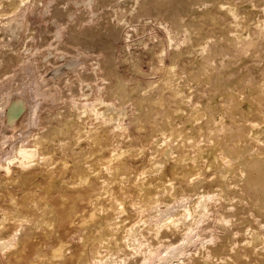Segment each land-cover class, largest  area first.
<instances>
[{"label": "bare ground", "instance_id": "obj_1", "mask_svg": "<svg viewBox=\"0 0 264 264\" xmlns=\"http://www.w3.org/2000/svg\"><path fill=\"white\" fill-rule=\"evenodd\" d=\"M27 1H30L29 3L34 6L39 3V0H0V25L6 23V19L3 20L1 16L13 10L16 11ZM186 1L189 0H142L139 8L135 10L136 12L132 14L131 18L136 21L142 14H163L166 18L171 19V24L175 27L183 28L184 31L192 34L196 30L202 29L205 18L211 19L212 15L202 12L184 22L182 20V9ZM191 1L193 3L191 5L197 4L196 6H199L200 3L203 4L202 2L206 4L205 1H209L210 4L212 2L213 5L215 3V0ZM218 1L216 0V2ZM230 4L226 8L220 6L217 10L224 12L225 15L230 13V16H236L235 3L232 5V2H230ZM191 5L189 4V6ZM57 10L66 12L62 7H58ZM107 13L106 11L104 23L100 21V25L97 23L98 26L95 25L96 27H91L82 34L76 31L75 24L70 25L65 21L68 27L69 41L75 40L81 43L84 48L105 46L104 52L107 58L101 64V69L109 83L106 88L109 89L108 92L112 90L113 93L118 95L133 91L137 92L132 97L134 104H136L135 111L132 115L129 114L134 126H138L140 124L138 119L141 116L145 115V121H147L155 115L154 106L148 101L147 94L144 91L148 88L154 89L155 83L158 81L139 79V75L148 77L152 74L149 72L148 74L144 73L139 69L140 59L138 56L141 55L138 54L140 52L136 54L130 48L127 50L128 47L126 49V46L119 48L115 45V42L122 37V30L125 25L122 7H116L114 11ZM82 15L80 14L79 17H83ZM113 19L115 22L112 21ZM2 48V51H0V77L10 73L11 70L13 71L11 67L19 60L16 56L18 49H15L14 52L11 49H6V47H4L5 50ZM182 49L174 51L178 54L182 52ZM148 50L152 54L155 52L153 48ZM18 57L20 58L19 54ZM123 61L128 63V68H125L138 76L135 74L136 77L129 78L128 75L126 77L123 73L121 74L118 64ZM208 62L203 63V73L199 79H203L206 74L212 76L214 74L216 82H225V79L221 76L224 74L221 71L222 69L213 70ZM241 67L243 66L241 65ZM22 77L21 79L18 78L19 81L14 82L15 85L11 86L9 90L6 84L7 88L3 87L4 89L0 90V111L12 91L19 89L24 83L23 78H26V75ZM192 78L195 79L196 77ZM228 83L230 85V82ZM121 102L120 99L119 103ZM22 109L23 111L21 109L19 111L21 113L19 121L22 124L19 131L21 132L12 137V148L10 144L12 152H8L10 156L4 157L3 160L0 157V181L5 182L6 186L23 184L26 183L29 175L38 171H47L52 176L44 182L43 187H45V190L43 192L37 193L34 190L35 188L27 187L22 198L19 196L20 199L3 206L7 215L0 233V264H12V258L18 259L25 251L28 253L27 250L30 247H33V250L34 247L38 249L39 260L37 259L32 263L28 261L29 264H66L67 260L72 259V255H74L77 248L74 249L70 241L64 240L59 231L62 230L61 225L64 221L71 220L69 226L72 225L71 223H75L72 218L75 216L72 212L77 215V218L78 216L81 217V214L78 215L77 212L80 209L78 207H81L80 203H83L84 200H86L85 203H89H86V205H90V209L85 215L82 210L81 221L78 218L80 224L77 225H81L83 229L85 228L80 238L81 246H79L81 249H77L80 251L77 252L78 256H75L78 259V264H216L214 261L221 254L223 255L220 257L225 254V258L220 260L218 264H248L247 246H243L241 250L233 248V237L242 216L252 214L255 206L262 207L264 205V139H258L247 134V132H250L248 124L257 125L255 119L246 117L238 109L224 106L223 109L229 112V116L237 127L229 130L220 121L221 131L226 132V135L222 136L218 133V126L212 122L216 119L214 108H206L203 115H198L196 118V127L202 132L199 141H194L190 136L182 133H170L165 136L164 140H173L172 144L174 145L172 148L174 149L169 154L172 153V159L175 163L167 177L163 178L162 176L160 178L162 183L159 184L155 180L142 178L139 174L135 175L131 182L126 181V175L124 177L119 173L117 163L112 164L107 157L97 153V147L105 136L109 121V117L106 115V107L64 106L53 109L54 111L50 109V112L43 111L41 114L38 112L37 114L40 116L37 119L39 120L35 122L36 126H33L29 132L26 130L27 123L31 124L36 111L34 108H31L32 110L28 107L24 109V106ZM113 109L117 108L114 107ZM241 117L243 120L237 121ZM262 120L264 122V118ZM4 122L0 124L1 129L5 126ZM8 131L10 132V129ZM118 132L121 131L118 130ZM123 133L121 132L120 136H123ZM6 134L8 132L4 133L5 137ZM86 146H90L91 149L88 151ZM208 149H211L215 155L213 157L215 165L212 171L210 169L209 174H204L205 172H202L210 166L208 156L204 154ZM95 153L97 154L95 155ZM53 154L58 155V160L61 159L64 163L63 166L52 167ZM72 154H79L74 160L83 164L80 169L72 167ZM185 157H189V159L186 164H181ZM154 166L149 165V167ZM54 176L63 180L64 185L67 187L65 192L56 189ZM83 176L85 178L81 180ZM184 182H186V185H183ZM130 185L134 188H131L133 191H137L146 198L144 200L148 204L157 205L167 201L166 209L152 213V216L148 218H146V215L144 218H141V216L134 219L137 213L146 210L147 205L141 206L137 210L134 209L135 211L127 212L118 190L127 189V186L130 187ZM147 186H153V188ZM225 187H229L230 194H225L228 189ZM131 189L127 190L132 193ZM1 195L4 199L2 202H6L8 197L14 196V192L8 191V197H5L4 193H1ZM239 201H242L243 206L246 207L245 210L238 206ZM136 204L139 206L140 202ZM152 204L151 207L154 206ZM132 206L131 209L136 207L135 202ZM150 211L152 210L150 209ZM15 216L19 218L20 225L14 229L10 221ZM132 217V223L128 224ZM39 234L44 241L57 239L58 242L52 245L49 250H45L37 238ZM255 235V232H253L254 237ZM35 239H38V242ZM77 239L79 242L78 236ZM48 240L47 242H49ZM52 243L53 241L49 244ZM160 244L164 246L160 248ZM255 245L257 244L255 243ZM249 246L252 247V245ZM125 247L128 248L126 254L123 252ZM30 249L29 252L32 251ZM72 249H74L73 252ZM259 253H261L260 256L257 259L252 257L254 260H250L249 264H264V251Z\"/></svg>", "mask_w": 264, "mask_h": 264}, {"label": "rangeland", "instance_id": "obj_2", "mask_svg": "<svg viewBox=\"0 0 264 264\" xmlns=\"http://www.w3.org/2000/svg\"><path fill=\"white\" fill-rule=\"evenodd\" d=\"M141 1L142 0H39V3L35 6L30 4V1H27L26 4L24 3L16 11L13 10L1 16L3 20L6 19L5 25H7L5 26L3 23L0 25V51H2V47L11 49L14 52L15 49H18L16 56L19 60L11 67L13 71L11 70L8 74L6 73V75H4L5 77H0V90H3V87H8L7 89L9 90L11 86L19 81L18 78L21 79L23 74L26 75V78L24 77L25 75L23 76L24 78L22 77L24 83H22L19 89L12 91L0 111V124L5 121V126L2 129L0 128V154H7L6 156L0 155L2 160L5 159L4 157H9V153L12 152L10 149L12 148L11 142L13 141V135L21 132L19 131L22 127L19 121V115L21 116L19 111L20 109L23 111V106L24 109L27 107L28 109L34 108L36 111L32 117L31 124L27 123L26 130L28 132L33 126H36L35 122L39 120L37 118L40 116L37 114L38 112L39 114L43 111L50 112L51 110L54 111L64 106H85L88 108H93L94 106H99L100 108L106 107V115L109 117V121L107 123V129L105 130V136L97 147V153L107 157L108 161L112 164L117 163L119 173L124 177L126 175L125 180L129 182L135 178V175L137 176V174H139L142 178H149L161 184L162 180L160 178L162 176L166 178L170 173L171 167L175 163L172 159V153L169 154L170 151L174 149L172 148L174 145L172 144L173 140H164L165 136L170 133H182L190 136L194 141H199L202 132L196 127V118L198 115H203L206 108H214L216 119L212 120V122H214V125L218 126V133L222 136H225L226 132L221 131V122L226 125L229 130H233L237 127L229 116V112L223 109L224 106H230V108L238 109L239 112L246 115V117L257 121V125L255 126L250 124L247 125L250 130V132H247L248 135L255 136L258 139H264V122L262 120L264 118V1L219 0L221 2L219 4V1L217 0L218 2H216L215 0L214 2L219 5H216L214 2L213 5L212 2L210 4L209 1H205L206 4L202 2L203 4L200 3L198 4L199 6H196L197 4L191 5V0L188 2L186 1L187 4L190 2L189 4L191 6L186 3L183 4L182 20L184 22L188 18H192L202 12L212 15L211 19L205 18L202 29L196 30V32L192 34L184 31L183 28L175 27V25L171 24V19L166 18L163 14H142V16H139V20H132L131 16L136 12L135 10L139 8ZM230 2H232V5L235 3L236 16H230V13H226L225 15L224 12L217 10L220 6H224L225 8L228 7ZM225 3H228V5ZM119 6L123 9L125 25L122 30V37L115 42V45L119 48L121 46H126V49L128 47L127 50L130 48V50L136 54L140 52L138 55L141 56L137 55L140 59L139 69L144 73L148 74L149 72L152 74L148 77L139 75V79H143L144 81L148 79L153 82H156V80L158 81L155 83L154 89L151 90L148 88L144 91V93L147 94L148 101L154 106L155 115L147 121H145V115L141 116V118L138 119L140 121L138 126H134V123L130 120V116L136 108V104H134V99L132 97L137 92L133 91L118 95L113 93L112 90L108 92L109 89L106 88L109 83L105 79V74L101 69V64L105 62L107 58L104 52L105 46L84 48L81 43L75 40L70 42L68 37L69 32L67 23L70 25L75 24L76 31L82 34L91 27H96L95 25H97V23H99L98 25H100L101 22L104 23L106 11L108 13L112 12ZM58 7H62L66 12H59L57 10ZM80 14H83L82 16L84 18H80ZM103 19L104 21H102ZM115 20L113 19L112 21L115 22ZM65 21L67 23H65ZM30 33L31 35H29ZM190 38L191 40L193 39V41H191ZM211 45L213 46L209 51ZM149 48L155 50L154 54L148 50ZM181 49L182 52L178 54L175 52ZM204 50H207L206 53ZM120 56L119 53V57ZM207 61L210 62H208V64L213 70H217V68H220L218 70L222 69L221 71L224 74L221 76L225 79V82H216L214 74L213 76L211 74H206L203 79H199L203 73V63H207ZM241 65L243 67H241ZM127 66L128 63H126V61L118 64L121 74L123 73L126 77L128 75L129 78L136 77V73L127 69ZM192 77L196 78L194 79ZM228 82H230L231 86ZM5 84L8 86L6 87ZM120 99L122 100L121 103H119ZM156 106L158 107L156 108ZM114 107L117 109H113ZM107 108H109L110 111ZM221 108L223 109L222 111L220 110ZM241 118H238L237 121L243 120V118ZM9 129L10 132L8 131ZM118 130L124 132L123 136H120L121 132H118ZM3 132H8L6 137ZM10 133L12 136L9 135ZM4 139L5 142L7 141L6 143ZM1 143L2 145L4 143V145L2 146ZM86 149L89 151L91 147L86 146ZM205 152L204 154L208 156L210 161V166L206 167V170L202 173L205 172L204 174H209L215 165L213 162V157L215 155L211 149ZM97 153H95V155ZM76 156H79V154H72V167L80 169L83 164L75 162L74 159ZM58 158L57 154L52 155L53 168L63 166V161L61 159L58 160ZM188 159L189 157H185V160L181 161V164H186ZM149 165L155 166L149 167ZM143 170L144 175L142 176ZM51 176L52 175L47 171H38L29 175L26 183L23 184L6 186L5 182L0 181V233L7 215L3 206H7L14 200L22 198L27 187L35 188L34 190L37 193L43 192L45 190V187H43L44 182ZM84 178L85 176L81 177V180ZM53 180L57 190L62 192L66 191L67 187L64 185L61 178L55 177ZM204 183H206V181H204ZM184 184L186 185V182H184L183 185ZM127 187V189L133 188L131 185ZM147 187L153 188V186ZM225 188H228V192L226 191L227 193L225 192V194H230L231 191L229 187ZM127 189H120L121 191L118 190V192L128 213L137 210V208L141 206L147 205L146 210L144 209L145 212L143 211L144 214L143 212H139L137 213L138 217L135 215L134 219H138L141 216V218H144L146 215V218H148L152 216V213L154 214L157 211L166 209L167 201L157 205L152 203L148 204L147 201L144 200L146 198H144L143 195L141 196L137 191H133L134 188L131 189L132 193ZM10 190L14 192V198L8 197V191ZM1 193H4L5 197L9 198L6 199V202H2L4 199ZM85 201L86 200L80 203L81 207H78V209H80L77 214H81V217L83 213L84 215L85 213L87 214L90 209V205H86V203H89H85ZM134 202L136 207L131 209V206H134ZM139 202L140 204L138 206L136 203ZM151 204L154 206L151 207ZM238 206L243 210L246 209L242 201L238 202ZM150 209L152 211H150ZM263 209L264 205H262V207L255 206L252 214H244L237 224V230L233 237V248L235 247L237 250H241L243 246H247L248 255L250 257V259L248 257L247 260L248 264L250 260H254L253 258L257 259L260 256L261 253L259 252L264 251ZM72 213L73 216H75L72 217L75 223H71L72 225L69 226L71 220L64 221L62 223L63 225H61L62 230L59 232H61V237H64V240L67 242L70 241L73 244L72 247L74 249H81L80 238L85 228L83 229L81 225H77L78 223L80 224L81 217L78 216L79 221L76 217L77 215H74V212ZM124 214L126 215L127 213L125 212ZM17 218L18 217L15 216L11 219L12 221H10L14 229L20 225L19 218ZM132 220L133 217L128 221V224H131ZM64 226L67 227L65 228ZM253 232L256 234L255 237L253 236ZM77 236L80 240L79 242ZM37 238L45 250H49L52 245L58 242L57 239H47L49 241L47 242L45 238L46 241H44L40 234ZM253 238H256V241ZM38 239L35 240L38 242ZM51 241H53V243L49 244ZM76 241L79 244L75 243ZM255 243L257 245H255ZM249 245H252V247ZM159 246L161 248L164 245L161 246L160 244ZM29 249L27 250L28 253L25 251L20 255V257L22 256V260L20 257L18 259L12 258L13 260H11V263L29 264L28 261H30V263L37 261L39 258V254L37 253L38 249L34 247L33 250L32 247L30 249L32 253L29 252ZM74 249H72V252ZM77 249H75L72 259L67 260L68 262L66 261V264H78V259L75 256H78L77 254L80 250ZM127 250L128 248L125 247L123 252L125 253ZM89 253L91 254V252ZM254 254L259 255L255 256ZM220 256L214 263L218 264L220 260H224L225 254L222 257ZM26 257L30 260H27Z\"/></svg>", "mask_w": 264, "mask_h": 264}]
</instances>
